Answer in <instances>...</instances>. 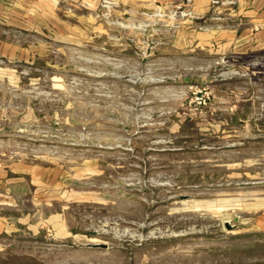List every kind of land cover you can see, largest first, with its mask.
Here are the masks:
<instances>
[{"label":"rangeland","instance_id":"374dc122","mask_svg":"<svg viewBox=\"0 0 264 264\" xmlns=\"http://www.w3.org/2000/svg\"><path fill=\"white\" fill-rule=\"evenodd\" d=\"M88 2L0 56V166L31 169L0 261L264 264V52L197 0Z\"/></svg>","mask_w":264,"mask_h":264},{"label":"crops","instance_id":"0c3cea01","mask_svg":"<svg viewBox=\"0 0 264 264\" xmlns=\"http://www.w3.org/2000/svg\"><path fill=\"white\" fill-rule=\"evenodd\" d=\"M88 1L80 0L83 6L84 2L90 4ZM59 2L60 0H0V56L10 58L20 56L23 47L20 48L18 45L24 44L27 32L38 33L46 26L56 25ZM219 2L221 6H215V3ZM215 3L213 0H197L196 12L201 16L205 13L211 16V13L224 12V21L232 32L224 39L219 36L217 40L212 38L211 42L225 44L234 60L237 58L247 60L251 54L264 52V0H216ZM211 18L221 19L213 16ZM224 21L222 20L221 24ZM216 26L222 27L218 24ZM9 171L31 176V169L0 166L1 197L9 192V187L2 186L4 182L9 181L6 177ZM4 204L9 202L0 199V205Z\"/></svg>","mask_w":264,"mask_h":264},{"label":"water","instance_id":"95a60500","mask_svg":"<svg viewBox=\"0 0 264 264\" xmlns=\"http://www.w3.org/2000/svg\"><path fill=\"white\" fill-rule=\"evenodd\" d=\"M234 220H238V216H235V217H234ZM225 227H226L227 229H230V228L232 227V225L229 224V223L226 221V222H225ZM95 245H97V244H95Z\"/></svg>","mask_w":264,"mask_h":264},{"label":"built area","instance_id":"2783aa9c","mask_svg":"<svg viewBox=\"0 0 264 264\" xmlns=\"http://www.w3.org/2000/svg\"><path fill=\"white\" fill-rule=\"evenodd\" d=\"M214 2H216V0H213ZM113 3V0H105V3Z\"/></svg>","mask_w":264,"mask_h":264},{"label":"trees","instance_id":"16d2710c","mask_svg":"<svg viewBox=\"0 0 264 264\" xmlns=\"http://www.w3.org/2000/svg\"><path fill=\"white\" fill-rule=\"evenodd\" d=\"M0 264H3V263L0 261Z\"/></svg>","mask_w":264,"mask_h":264}]
</instances>
